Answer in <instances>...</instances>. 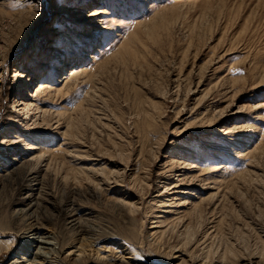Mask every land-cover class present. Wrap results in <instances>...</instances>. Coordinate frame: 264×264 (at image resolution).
<instances>
[{
	"label": "rangeland",
	"instance_id": "374dc122",
	"mask_svg": "<svg viewBox=\"0 0 264 264\" xmlns=\"http://www.w3.org/2000/svg\"><path fill=\"white\" fill-rule=\"evenodd\" d=\"M79 253L264 264V0H0V264Z\"/></svg>",
	"mask_w": 264,
	"mask_h": 264
},
{
	"label": "bare ground",
	"instance_id": "6f19581e",
	"mask_svg": "<svg viewBox=\"0 0 264 264\" xmlns=\"http://www.w3.org/2000/svg\"><path fill=\"white\" fill-rule=\"evenodd\" d=\"M92 15H95V13H93ZM23 76H25V75H23ZM26 149L27 150H32V149H35V148L32 147V146H29ZM31 153H30V158L28 160H32L33 158H35V155H32ZM38 157H40V156H38ZM20 160H24V157L20 158L18 161H20ZM21 164L22 163H18V164H16L15 167H17V166H19ZM164 213H168V211L165 209ZM154 218H155V223H157V224L152 226V227H157V228L160 227V225L163 222V220H160L159 218H162V215L154 216ZM33 230L34 229H32L30 231H33ZM31 234H33V235H31L29 238H30V240H32V243H33V245H34V247L36 249L35 254L40 256L45 262H51L50 258H51V256H53V254L55 252V244H54V242L52 240H50V237H47V236L43 237V235L39 231H35V232L31 233ZM42 249H43V251H42ZM44 249H47V251H45ZM51 249H54V250H51ZM79 261H82V264H85V258L83 259V257H81V253H79L78 256H74V260H73L74 263H78V264H79ZM97 261H99L100 264H115L116 263V260L114 258H109L106 261H100V260H97ZM16 264H23V263L18 262ZM28 264H35V263H33V262L31 263L30 262ZM199 264H204V263H199ZM217 264H221V263H217Z\"/></svg>",
	"mask_w": 264,
	"mask_h": 264
}]
</instances>
